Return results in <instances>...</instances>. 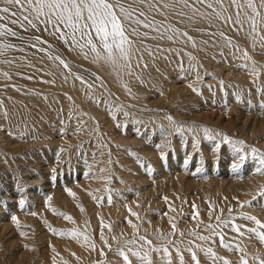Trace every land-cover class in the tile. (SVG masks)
<instances>
[{
	"label": "bare ground",
	"instance_id": "bare-ground-1",
	"mask_svg": "<svg viewBox=\"0 0 264 264\" xmlns=\"http://www.w3.org/2000/svg\"><path fill=\"white\" fill-rule=\"evenodd\" d=\"M124 2L127 6V4L132 3V0H124ZM165 3L172 4L173 6L170 8H163L161 6L159 12L149 11L147 4L133 5V7L145 11L149 21L154 19L155 27H159L160 32L158 33L155 28L146 29L143 25L139 26V31L142 35L132 37L134 41V51L131 58L132 74H129V69L127 68L120 69L104 61H94V53H91L87 48L82 51L78 47L72 45L71 42L65 44L58 38L59 34H52L53 29L51 25H48L47 30H45L46 26L39 22H37V28H31L26 22H24V27H21L19 23L12 24L11 21L13 19H22V13L25 15L27 14L24 13L19 6H9L12 12L17 13V16L0 13V16L5 17L4 19H0V24L5 25L7 28H10L17 33L16 36L8 34L0 35V46L5 44L11 45V47L8 48L0 47V91L2 90L6 93L7 100L10 101L5 104V101L0 100L1 128L6 125L4 121L7 120L5 117L6 115L4 114L6 110L3 111L2 108L6 109L5 107L17 103L20 107L25 108L30 101L33 100L32 103H35L34 98H36V96L32 97L30 91L46 95V105L50 108L51 106L56 105H59V108H61V104L66 106L69 104L68 102L76 104V106L73 105L72 110L75 113H81L79 114V118L80 122L84 125L82 132L89 133L91 138L93 136L91 131L95 128L96 139H101L98 130L104 127L106 121L108 126L115 127V130L123 129L126 125V121H119V118L122 115H126L129 118L127 121V124L129 125L127 130L137 128L134 130L135 140H131L128 138L129 136L125 137V134L122 132L123 138L121 145H126L124 147L127 149V152H120L121 157L119 160L118 158L113 159L114 165L118 162V164H120V162L128 164V162L130 163L131 160H134L136 177H132L133 179L130 178L133 182L129 181L130 185H132L129 188L137 186V192L142 193L137 199H133L129 196L130 194L126 192L124 187L119 188L120 191L116 190L117 196L114 195V192H111V188L116 186L117 183L116 180L112 179V176L107 177L109 182L103 189L104 193L106 191L109 192L110 190L111 203L107 202L105 197L104 201L107 203L101 200L100 197L102 195H95V193H98V190H95V187H93L94 190L90 191L92 186H90L89 183H86V181L73 186H70L71 184H64L63 186L61 185L63 183H61V186H58L56 189L46 186L47 190H52L50 193H46L49 194L48 197L52 198L49 204L61 207V210L64 211L63 213H67L71 217L74 216V224L79 221L77 224L82 227L86 218L89 217L91 219L92 216L94 217V219H92L93 222L92 220L90 221L92 222V225H90L91 227L88 228V231L85 228V230L81 229V227L78 228L79 232L87 235L90 240L85 241L83 236H81L75 239L74 242L70 241V243L72 242L70 245L72 252L70 247L57 244L55 241L58 239L54 241V248L59 249L61 255H67V260L60 258L62 259L61 262L63 261V264H88L91 259L93 260V257L98 256L101 258H103V256L113 258L111 264H127L129 262L131 264L135 259L132 251L139 250L141 253V246L132 245L126 248L124 252L128 254L129 259L125 260L124 257L121 256L122 261L119 260V256L117 255L119 252L115 251L117 248L114 250V247H118V243L121 242L120 240H126V237L137 234L136 230L128 223L129 220L132 224L138 226L141 234L148 237L155 236L157 239L163 237V239L167 241L169 240V237H181L180 233H182V228L187 223H184L183 221L179 222V219L185 215L182 206L183 204H186L187 198L197 200L199 197H205V199L207 198L209 201L214 197L221 200L223 205L222 209L224 210L223 212H230L229 209H231L232 212L237 209L235 203L236 200L239 201V205L240 202L243 201H253V196L257 193L260 187L264 185V176L255 171L254 174H256V177L254 178H248L247 180L241 181L233 180L234 177L232 178L230 173V170L232 169L228 167V163L233 162L231 161V155L234 157L233 160L238 161L237 153L233 150L231 145L223 141L220 135H217L218 132L223 133L228 137H231L233 140H239L237 137L240 134L244 135L245 138L242 140L246 142L245 150L248 154V159L252 158L248 146H254L264 152V116L262 117L261 115V117H257L246 112L247 115L239 109V105L241 106L242 104L243 106V103H247L248 106L250 105V107H253L254 105L256 106V103L264 102V46H262V41L260 40V36H264V28L260 29L259 35L255 37L254 41L253 36L249 35L250 27L247 22L244 23L242 28L233 23L235 19V9L233 6H228L226 13V15H231L233 17V21L225 22V20L217 18L213 10L207 8L205 5L195 4V7L198 8L200 12L210 15L202 17L198 13H194L191 6L195 3V0H188L189 7H185L183 4L179 3V0H161V4ZM225 3L227 4V0H225ZM3 6V0H0V7ZM217 10H219L218 6ZM181 12L184 13L183 16L178 15ZM168 25L176 27L181 33L186 32L188 36L192 37V40H189L188 36L165 31L164 28ZM143 33H147V36H144ZM221 33H223V35H221ZM169 36H171L172 39H169ZM36 37H39V40H37ZM229 39L231 40V44L228 42ZM15 40L21 42L18 43L15 42ZM193 40L195 41V46H193ZM28 43H31L32 46L34 45V50L33 48L31 49V44L29 45ZM245 51L251 59L244 58L243 53ZM84 52H88L87 58L85 57ZM56 57H59L60 59H57ZM61 59L68 64L67 68H65L60 62ZM189 63L190 66H195V70L191 67L189 68ZM145 65H147V67H145ZM252 67H255L258 70L257 74L251 72ZM196 71L200 74L199 80L196 78ZM5 73L7 75H5ZM221 81H223V85H221ZM181 83L183 84L181 85ZM88 85H91L92 87L89 88ZM125 85H127V87H125ZM193 89H197L198 91H194ZM260 93H262L261 97ZM237 95H239V99H237ZM39 97L43 98V96ZM28 108L29 107H27V109ZM85 108L90 110L89 114L85 112ZM148 110H150L149 114H145L144 112ZM263 111L264 110H261V112ZM91 112H93V114H91ZM223 112L225 113L223 114ZM186 114H190L189 117H187ZM95 115H97L96 119H94ZM100 115L103 116L101 119L99 118ZM169 117H171V119H169ZM204 127L213 130L211 134L215 139L209 140L206 138L203 131ZM166 133H176V141L172 143L169 141L170 139L165 141L162 140ZM77 134H79V132ZM65 142L69 144L70 141ZM136 144L137 146H135ZM174 144L177 145L173 147ZM217 145H219V147H217ZM137 147L139 148L137 149ZM188 148L190 151H188ZM196 152L197 154L199 153V155H196ZM221 152L223 153V161H226L225 163L222 162V166L225 169L228 167V169L221 170L213 168L210 171L211 166L214 165L215 167V159L211 160L210 157L216 156L217 160ZM177 153L180 154L178 156L179 162H186L188 165H192L193 168H195L194 174L201 172L199 177L205 176L207 173L210 174L209 172H211L210 180L202 181V177L200 178L201 181L198 179L200 181L198 182V180L185 177L187 174L185 176L181 172V174H179V171L181 170L177 173V166L174 165L175 158L177 159ZM186 153L190 154L186 155ZM205 158H209L210 160H206ZM227 158L230 159V162L226 160ZM0 159V162L5 166L8 164L6 162H9V158L6 157V152L2 149H0ZM97 161L100 166V173L104 174L106 170L110 168L108 163L110 161L109 150L105 149L100 151ZM144 161H148L146 164L148 165L146 166V170H149L150 173L151 171H154V177L149 178L142 172L144 171L142 169L145 166L141 164V162ZM178 161L176 163H178ZM255 161V164H250V168L256 169L259 166L258 161ZM60 164L63 165V162ZM217 166H219L218 162ZM112 168H114L113 165ZM151 168L153 170H151ZM207 170L208 172H206ZM217 173L223 178L221 177L222 179H219V176L216 175ZM37 174L39 175L43 173ZM26 175L28 178L26 182H31L30 188L33 186L36 187L34 189L37 190V188L41 187L40 189L42 190L43 187L41 184L43 183L38 182L36 178L33 177V172L31 170L30 172L28 171ZM235 175L236 174H234V176ZM208 177L209 176L206 178ZM242 178L244 179L245 176ZM26 184L27 183H25V185ZM124 184L125 183H121L117 186L119 187ZM151 185L152 188L150 190L146 188L139 191L143 186L147 187ZM69 189L71 192L75 193V197L69 194ZM159 189L160 191H158ZM184 190H186V195L184 194L185 196L183 195V193H185ZM188 191L192 192V196L187 193ZM159 195L160 201L156 200V196ZM108 196L109 193L106 196L107 199ZM175 196L178 197V203H182L181 208L180 204H177L176 199H174ZM165 197H167V200H165ZM10 198L11 195L8 194L7 202L9 200L11 201ZM263 200L264 198H259L256 201H253L252 204L255 202V207L260 206L256 205V203ZM37 202V199H33L31 204L34 205V203ZM169 203H172L173 205L176 203L175 209L177 211H175V213L171 211V214H169V219L172 223L167 222L163 217L161 219L159 216H156V209ZM12 204L14 203L11 202L8 207ZM213 204L215 205V203ZM41 205L42 203L40 202L37 204L39 207L38 211L42 217H46L43 212L47 208L42 209ZM81 206L84 209L83 211H81ZM246 206H248V208H246V210L242 209V212L247 214L251 213L250 211L253 207L249 205ZM262 206H260L261 209ZM129 208L132 212L139 214V219L130 214ZM2 210L4 209L2 208ZM254 210L252 211L253 216H256L264 222V212L261 211L259 207L254 208ZM177 212L178 214H176ZM238 214L240 216L239 212ZM12 216L13 214L11 213L10 218H12ZM0 217L2 218V216ZM28 217L32 219L36 218V215ZM122 217H124V220H121ZM203 217L204 216H201V221L203 220ZM19 218L24 220L27 217L20 216ZM101 218L105 224H111V230L107 227L102 229L101 226L99 232L103 231V235L107 238L108 244H105L100 238L101 241H98V247H95V249L98 250L95 251L91 247V243H93V238L95 239L97 234L96 230L92 231V229L95 228L98 230V226L101 225ZM5 220L6 219L2 218V222ZM42 220L39 221L42 222ZM24 221L27 222V219ZM241 221L239 224H241ZM34 222V226L37 224L36 226L38 228L39 224L37 223V220H34ZM34 222H32V224ZM47 222L49 223V220H47ZM63 222L64 221L62 220V223ZM247 223L246 225H248ZM15 224H13L14 227ZM173 224L176 225L174 235L172 234L174 232L172 227ZM42 225L40 224L39 226ZM55 225L59 227V224L57 225L55 223ZM202 225H204V223H202ZM10 226L12 225L7 222L0 226V258L5 256L11 257V255L14 254L12 255L16 256V261H12L14 264H27V262L28 264H40L37 262L40 260L35 259L34 253H30L31 249L30 252H25L24 250L20 251L22 245H19V243H23V240H17L16 242L13 238L14 235H9L7 239H5V237L11 233ZM185 228L186 226L184 229ZM246 228L253 227L243 226L241 229L242 231H245V235L243 236L238 235L234 231L231 232L232 228L230 229V227L228 228L229 230L224 229V234L230 233V238L228 237V241L225 243L230 247V244L233 245L234 242H239L242 248L244 247L246 251H249L254 255V258L259 257L260 259H264V250L255 244L258 239L254 234L247 233ZM41 230L42 229H39V231ZM205 230H207L209 235L213 234L209 229L205 228ZM70 231H72L71 228ZM168 231L169 235H167ZM17 232L16 234H19ZM51 234L54 236L53 233ZM201 234H203V232ZM113 237H116V239H113ZM210 237H213V235ZM19 238L21 237H18V239ZM59 238L61 240V236ZM69 239L72 238L69 237ZM217 239L213 237L212 239L202 240L201 243L200 239H198L197 246L199 247L195 245L196 247L194 251L196 252L200 264H224L225 261L230 259L227 256V253L230 250L226 247L228 249L226 252L223 246L221 249L220 243H218L220 240L217 241ZM61 241L62 243L64 242V244L67 243L65 240ZM44 242H48L49 244V241H46V239H44ZM41 243H43V241ZM187 244L188 243H186V245ZM236 244L237 243H235V246ZM32 245L33 244H30L31 247L28 246L27 248H32ZM108 245H111V248H109ZM218 245L220 247H218ZM178 246L179 247L175 250H171V253L169 250L167 253L159 250L156 254H149L152 263L156 264L160 261L164 264H168L170 259L171 264H177V262H180V256L182 254L184 263L195 264L191 253H188V250H184L186 248L185 246L183 247V243H180V245L178 244ZM207 248H212L219 259L214 261L210 255L202 250ZM33 249L35 250V247ZM130 249L132 251H129ZM177 249H179V252ZM102 252L103 254H101ZM142 253L141 255L144 254ZM169 253L171 254L170 256ZM246 253L248 254V252ZM251 253L249 254L251 255ZM42 257L46 258L45 254ZM54 258H57V256ZM245 258L248 260V264H259L257 259L252 258L253 261H249L247 256ZM50 259L52 262L53 258H49V261ZM57 259H59V256ZM188 259L192 260L188 261ZM54 260L53 263L57 261ZM139 262L147 263L138 257V263ZM230 262L232 264V261ZM3 264H5V262Z\"/></svg>",
	"mask_w": 264,
	"mask_h": 264
},
{
	"label": "rangeland",
	"instance_id": "rangeland-1",
	"mask_svg": "<svg viewBox=\"0 0 264 264\" xmlns=\"http://www.w3.org/2000/svg\"><path fill=\"white\" fill-rule=\"evenodd\" d=\"M15 42L20 43L21 41L15 40ZM28 44L30 45L31 43H28ZM30 47H31V49L33 48V50L35 48V47L32 46V44L30 45ZM185 65H186V63H185ZM189 68H190V63H189ZM182 84L183 83H181V85ZM0 93H1V95H0V100L1 101H5V104L10 102L9 100H7V94L6 93H4L2 90L0 91ZM39 94L40 93H35V92L30 91V95L32 97L36 96V98H34L35 99V103H32L33 100L30 101L28 106H26L25 108L20 107L18 105V103L15 104V105L14 104L13 105H9L8 107H5L6 109L2 108L3 111L6 110L5 113H7V115L5 117H6L7 120L4 121V123H6V125L3 128L0 127V149L4 150L6 152V157L9 158V162H6V163H8V164H6V166L2 162H0V202H2V203H0V208H1L0 209L1 210L0 211V216H2L3 219H6L5 221L2 222V218L0 217V221H1L0 222V226L3 225V223H6V222L8 224L12 225L13 227L12 226L9 227V228H11L10 229L11 233L8 234L5 237V239H7V237L9 235H12V236L14 235L13 238L16 240V242H17V240H23V243L19 241L20 242L19 245L20 244L22 245L21 246L22 248L20 249V251L24 250L25 252H30V249H31L30 253H32V254L34 253L35 259L40 260V261H37L38 263H40V264H43V263L44 264H63L62 263L63 261L61 262V260L62 259H66L67 255L63 254L65 256L64 257L63 255H61V252H60L59 249H55L54 248L55 247V242L57 244H60L61 246L64 245V246L70 247V245L72 244V242L75 241V239H73L71 236H69L67 234V233H69L68 231H70V228H71V230H75L76 229L77 231H79L78 228L81 227V226H79L77 224V223H79V221H77V223L74 224V222L66 220L65 218L55 214L51 210L52 208H54V209L57 210V212H64V211L61 210V207L53 206V204L52 205L49 204V201H48L49 194H46V193H50L52 190H47V187H50V188L53 187L54 189H56L58 186H61V185L64 186V184L65 185L66 184H71L70 186H73L75 184H80V183H83V182L86 181V183H89V185L92 186L90 188V191L94 190L93 187H95L96 188L95 190H98V193H95V195H97V196L99 194H100L99 196L102 195L103 197L101 196L100 199L103 200V201L106 199V201L108 202V199L106 198V196H107V194L109 192L106 191L104 193L103 189L109 182L107 180V177H111L112 176V179L116 180L117 185H119L121 183H125L124 185H121L119 187L116 185V186L111 188V192H114V195L117 196V191L116 190L120 191L119 188L124 187L126 189V192H128L130 194L129 196H131L133 199H137L140 196V194H142V193H138L137 192L138 191L137 186L136 187L133 186L132 188H129L130 186H132L129 183V181H132L130 178L136 177L135 176L136 171L134 169V160H131V162L130 163L128 162V164H126V163L124 164V163H121V162H120V164H118L119 162L116 163L115 165L113 164V159L114 158H116V159L118 158V160L120 159V157H121L120 152H123V151L127 152V149H125V147H124L126 145H124V144H123L124 146L121 145L122 138H123L122 135L125 134V137L129 136L128 138H130L131 140H135L134 139L135 138L134 130H136L137 128H134L133 130H127L128 126H129L127 124V121L129 120V118L126 115H122L119 118V121L120 120L126 121V125H125V127H123V129L121 128L119 130H115V127L108 126L107 121H106L104 127L101 128L100 130H98L100 132V135H101L100 138L101 139L100 140L96 139L97 136L95 135V128H93L92 131H91V134L93 135L92 138H91V135H89V133H85V132L83 133L82 132V129H83L84 125H83L82 122H80L79 114H81V113H79V112L75 113L72 110L73 109V105L76 106V104H71V102H68L69 104L66 103V104H68L66 106L61 104L63 109H62V107L59 108L60 107L59 105L51 106V108H50V107H47V105H46L47 104L46 103V98H45L46 95H41V94L39 95ZM260 94H261L260 95V97H261L262 93H260ZM39 96H43V98L39 97ZM261 103L262 102L256 103V106L254 105L253 107H250V105L248 106L247 103H243V106L241 104L242 107L239 105V109L242 110L244 113H246V112L248 114L251 113L253 116H257V117H261V115H262V117H263L264 116V114H263L264 111L261 112V110H262V109H260V104ZM27 107H29V108L27 109ZM57 108H58V110H57ZM84 110H85L86 113L89 114L90 110H88L87 108H85ZM113 112H114V110H113ZM149 112H150V110H148V111H146L144 113L145 114H149ZM154 112H156V111H154ZM224 113L225 112H223V114ZM91 114H93V112H91ZM189 115L190 114H186L187 117H189ZM102 117L103 116L100 115L99 118L101 119ZM96 118H97V115H95L94 119H96ZM78 132H79V134H77ZM122 132H123V134H122ZM162 137H163V135H162ZM237 138H239V140H242L243 138H245V136L240 134V135H238ZM168 139H170L169 141L174 143L176 141L175 139H177L176 138V133L175 134L166 133L162 140L165 141V140H168ZM2 140H4V141L1 142ZM65 141H70V142H69V144H67ZM176 145L177 144H174L173 147H175ZM135 146H137V144ZM138 148L139 147H137V149ZM61 149H63V151H60ZM100 149L109 150L110 161L108 163L110 165V168L106 170V172H105L106 174L105 173L102 174L99 171L100 170V166L98 164L97 158H98V155L100 154V151H103V150H100ZM188 151H190L189 148H188ZM189 154L190 153H186V155H189ZM179 155L180 154L177 153V159L175 158V162H174V165L177 166V168H176L177 169V173H178L179 170H181V171H179V174L182 173L184 176L187 174V176H185V177H188V178H191V179H194V180H198V179L200 180V178L203 177L201 179L202 181L210 180L211 172H209L210 174H208V173L206 174L207 176H209L208 178H206L207 177L206 175L202 176V177H199L201 175V172L194 174V172H195L194 169L195 168H193L192 165L191 166L188 165L186 162H181V161L179 162L178 161V156ZM196 155H199V153L197 154V152H196ZM224 155H225V153H224ZM220 156H221V158H220ZM220 156H219V158H217V160H216V156L210 157L211 160L215 159L214 160L215 161L214 162L215 163V167L213 165V166L210 167L211 169L208 168V169H210V171L213 168L226 170L229 167V168L232 169V170H230V173L232 175V178L234 177L233 180H235V181L247 180L248 178L256 177V174H254L256 172L255 168H250L249 167V166H251V165L256 163V161L254 159H252V158L248 159L247 158V160L243 163V166L237 172V171H233V168H232L233 163H235L237 161V160H233L234 157L232 155L230 157H231V161H233V162H230L229 161L230 159H228V158L226 159V160H228L230 162V163H228V167L226 169L223 168V166H222V164L226 162V161H223L224 159H222V157H223V153L222 152L220 153ZM202 157H203V155H202ZM210 159L207 158L206 160H210ZM0 161H1V159H0ZM177 161H178V163H176ZM61 162H63L64 166L62 164H60ZM147 162L148 161L141 162V164H143L145 166L142 169V170H144L142 172L144 174H146V176H148L149 178H152V177H154V171L153 172L151 171V173H150L149 170H146V166H148V165H146ZM217 162H218V165L220 166V168H219V166H217ZM112 165H113L114 168H112ZM176 169H175V172H176ZM250 169H251V172H250ZM30 170L33 172V177L36 178V180L38 182L43 183V184H41V186L44 189L42 188V190H41L40 189L41 187H40V188H37V190H36V189H34L36 187H33L32 185H31L32 187L30 188V183L31 182H29V181L26 182V180H28L26 174H27L28 171L30 172ZM151 170H153V169L151 168ZM206 172H208V170ZM232 172H233V174H232ZM37 173H43V174H39L38 175ZM249 173H251V174H249ZM234 174H236V175L234 176ZM216 175L219 176V179L223 178L222 176H220V174L218 175V173ZM240 175H242V176H240ZM53 176H55V179H53ZM244 176H245V178L243 179L242 177H244ZM188 178H186V179H188ZM199 180H198V182L201 181V180L200 181ZM25 183H27L29 186L27 184L25 185ZM61 183H63V184H61ZM146 188L150 190L152 188V185L151 186H147V187L143 186L141 189H139V191L142 190V189H146ZM158 191H160V189ZM170 192H172V191H170ZM184 192L185 193H183V195L184 194L186 195V190H184ZM36 193H37V195H36ZM187 193L189 195L192 194V192H190V191H188ZM8 194L11 195V198H10L11 201L9 200L7 202V195ZM191 196H187V197H191ZM194 196H195V194H194ZM23 197L26 198V199H24ZM104 197H105V199H104ZM159 197H160V195L156 196V198H157L156 200L160 201ZM177 198L178 197L175 196L174 199H176V201H177ZM21 199H23L25 201V205L23 207H21L20 204H19V201ZM33 199H35V200L37 199V201H38L37 203H34V205L31 204V201ZM214 199L216 200V202H215ZM186 200H187L186 204H183V206H182V210L185 211V215L182 218H180L181 220L179 219V222L183 221L184 223H187L186 225L184 224L186 226V228H187V225H188V228L187 229L185 228L186 230L184 229L185 226H183V228H182L183 236H181V237L180 236L169 237V240L166 241L165 239H163V237L157 239L155 236L148 237V236H146L144 234H141V232H138L137 234H135L133 236L126 237L127 238L126 240H132V239L137 238L138 236L142 235V236L147 237L148 240L150 239V241H152V244L151 245H147V244H144L142 241H139V240L137 241L138 243H136L134 245L133 244H125L124 241H126V240L123 239V241L120 240L121 242L118 243V247L117 246L114 247V250L117 248V249H121V250L125 251L126 248H128V247H130L132 245L133 246H135V245L136 246L137 245L138 246L143 245V247H141L142 250L140 249L141 253H142V251H143V253L148 251L149 254H153V253L156 254V252H158V251H152V249H159L161 251H164L163 249L165 247L171 253V250H175L176 248L179 247L178 244L180 245V243H183V247H184L186 245V243H188L185 246L186 249H184V250L187 251L189 248H192L193 251H194L195 247L198 245V237L195 236L196 237L195 238L193 235H191V233L193 231H195L198 234V236L209 235V233H207V230H205V228H206L205 226L208 225V224H213V225L217 224L218 222L216 220V217L219 216V215L221 217V220H228L230 222H235L236 224H239L240 221L242 220L241 224H239V225L244 226V227L245 226L256 227L253 222H251V221L248 222L247 220L243 219L241 215L239 216L238 212L241 214V212L243 211L242 209L246 210V208H248V206L245 205L243 208H241L239 203H238L239 202L238 200L235 201L236 206H237L236 211H232V212H228L227 211L228 213L226 211L221 213V210H223L222 209V207H223L222 202H221V200H218V199H216L214 197L211 200H212V202L214 201L213 203H215V205L217 203L216 206L211 202V200L208 201L207 198L205 199V197H199V198H197V200H193L192 198H187ZM106 201H104V202L107 203ZM253 201H256V200H253ZM253 201H252V203H253ZM11 202L14 203V204H12L11 206L8 207V205ZM39 202L42 203V205H41L42 209H44V208L46 209L47 208L43 212V214L46 217H42L40 212L38 211L39 207L37 206V204ZM260 202L261 203L263 202L262 205L264 206V200L263 201H259L258 203H256V205L262 206ZM177 204H180V208H181V204L182 203H178V201H177ZM174 205L172 203H169L167 205L158 207V209H156L157 210L156 216L157 217L159 216L161 219L163 217V218H165V220L167 222H171L172 223V221L169 219V214H171V211L173 213H175V211H177L175 209L176 203ZM254 205H255V202H254V204L251 205L253 208H251V211H250L251 213H249V215H251V214L253 215L252 211L256 207H259L260 210L264 212V210H262V209H264L263 206H262V209H261L260 206H256L255 207ZM48 207L51 208V209H49ZM2 208L4 210H2ZM7 209H9V210H7ZM47 210H49V211H47ZM5 211H6L7 214L5 213ZM209 212H211V216L209 215ZM1 213H2V215H1ZM11 213L13 214V216H16L18 218L19 226H17V224H15L16 222L13 221L12 218H10ZM31 213H36V218H32V219L29 218L28 216H30V217L35 216V215H32ZM51 213H52V215H51ZM196 213H198V216H197L196 219H193V216ZM176 214H178V212ZM20 216L21 217H27L24 220L27 219L28 223L26 221L20 219L19 218ZM201 216H204L202 218L203 219L202 221L200 219ZM9 218H10V221H9ZM123 218L124 217H122V219L121 218L120 219L124 220ZM42 219H44V220H42ZM92 219H94L93 216H92L91 219L89 217L86 218L85 222L82 225L83 228L81 227V229H83V230L86 229L88 231V228L91 227L90 225H92V222H93ZM20 220H22V221H20ZM34 220H37V223L39 225L40 224L42 225L44 222H46V223H44L42 226L38 225V228H37V226H36L37 224L35 225L36 227L34 226V224L36 222V221L34 222ZM39 220H42V222L39 221ZM47 220H49V223L47 222ZM62 220L64 221L63 223H62ZM91 220H92V222H90ZM97 220H96V222H97ZM30 221H32L34 223L32 224V222H30ZM30 223H31V225H30ZM50 223L51 224L53 223V224L51 225ZM55 223L57 225L59 224V227L61 226L62 228L60 227L61 228L60 229L58 226L55 225ZM125 223H127V222H125ZM202 223H204V225H202ZM246 223L248 225H246ZM251 223H253V224H251ZM13 224H15V227H14ZM23 225H24V227H23ZM49 226H53L52 228H55V229L57 228L56 229L57 233L51 232ZM46 227L49 228V229H47ZM229 227L230 226H227V228H226L224 225H221V227L219 229H217V231H222L223 232L224 229H228ZM18 228H19V230H18ZM58 228L60 229V231H63L65 233L64 236L63 235H60V236H61V240L67 241L66 244H64V242L62 243V241L60 240V238H59L60 236L58 234L60 231L58 232V230H59ZM39 229H42V230L39 231ZM99 229H101V225L98 226V230L95 229V228L92 229V231L96 230L97 236L99 235L98 238L96 236L97 239L93 238V242L95 243L96 248L98 247V241L101 238L100 237L101 232H99ZM230 229H231V227H230ZM33 230H35V231H33ZM17 231H20V232H17ZM16 232L19 233V234H16ZM21 232L22 233H24V232L27 233L28 232L27 235L25 236V237H27V236L28 237L25 238L24 235H21ZM202 232H203L204 235L201 234ZM231 232H233L232 229H231ZM51 233H53L54 236H52ZM86 233H88V232H86ZM93 235H94V233H93ZM167 235H169V231H168ZM212 235L210 234L208 237H210ZM229 235H230V233L224 234V242L228 241ZM44 236H46V237H44ZM55 236H57V237H55ZM18 237H21V238L18 239ZM51 237H53V238H51ZM69 237L72 238V239H69ZM213 237L215 239H217L218 236L213 235ZM213 237H211V239ZM27 239H30L31 242H30V240H27ZM44 239H46V241H49V244H48V242L47 243L44 242ZM56 239H58V240H56ZM41 240L43 241V243H41L42 242ZM96 240H97V243H96ZM219 240L220 239L218 237L217 241H219ZM70 241H72V242L70 243ZM201 241L202 240H200V243H201ZM52 242H54V243H52ZM44 243L47 244V245H45ZM218 243H220V246H221V242H218ZM235 243H237L236 245H239L241 247L239 242H234L233 245L230 244L231 246L228 247V249L230 251L227 253L228 254L227 256L230 258L228 260L232 261V264H241V260L240 259L242 257L245 258L247 256L249 261H253L252 258H254V255H252L251 252L246 251L244 249V247H243V249H244L243 252H240V251L236 250ZM30 244H33L32 245L33 247L32 248H27L28 246H30ZM42 244H44V245H42ZM255 244L264 250V244H261L259 242V240H257L255 242ZM189 245H190V247H189ZM23 246H24V248H23ZM220 246L218 245V247H220ZM34 247H35V250L36 249L37 250L39 249V250L35 251L33 249ZM220 248L222 249V246ZM223 248H225L224 250H226V252L228 251V249L226 247H223ZM70 249H71V247H70ZM233 249H234V251H233ZM94 250L97 251L98 249H94ZM39 251H40V253H39ZM55 251L58 253V255H57V253ZM115 251H117V250H115ZM45 252H47V253H45ZM49 252H50V254H49ZM71 252H72V249H71ZM246 252H248V254ZM188 253H190V252L188 251ZM249 253H251V255ZM44 254H45L46 258L42 257ZM12 255H14V254H12ZM12 255H11V257H13V258H11L10 256H5L3 258H0V263L3 264L5 262V264H14V263H12V261L14 262L16 256H12ZM117 255L119 256V260L122 261L121 260V255L120 254H117ZM248 255H249L250 258L248 257ZM56 256H57V258L59 256V259L54 258ZM40 257L43 258V259H41ZM51 257L53 258L52 262H51V259L49 261V258H51ZM105 257L106 256H103L104 259L99 257V256L98 257H93V260L91 259V261H89L90 263H88V264H111L112 263L111 261H112L113 258H110L109 256L106 257V258ZM18 258H20V257H18ZM60 258H62V259H60ZM54 259L57 260V261H55ZM53 260L55 261V263H53ZM191 260L192 259H188V261H191ZM134 263L135 264H147V263H144V262L143 263H141V262L138 263V256H135V259H134L133 263H131V264H134ZM27 264H28V262H27ZM127 264H129V263H127ZM156 264H164V263L159 261ZM177 264H181V262H177ZM184 264H186V263H184Z\"/></svg>",
	"mask_w": 264,
	"mask_h": 264
},
{
	"label": "snow or ice",
	"instance_id": "snow-or-ice-1",
	"mask_svg": "<svg viewBox=\"0 0 264 264\" xmlns=\"http://www.w3.org/2000/svg\"><path fill=\"white\" fill-rule=\"evenodd\" d=\"M179 3L183 4L185 7H189L188 0H179ZM3 7H0V13L10 14L11 16H17L16 12H12L9 6H19L26 15L22 13V19L17 18L11 21L12 24L19 23L21 27H24V22L27 23L31 28H37V22L44 24L45 30H47V26L51 25L53 35L59 34L58 38L62 40L65 44L71 42L72 45L78 47L82 51L87 48L91 53H94V61H104L113 65L116 68L129 69V74L131 73V58L134 51V41L132 39L133 36H141L142 33L139 31V26L143 25L144 28H155V30L159 33L160 28L155 27L154 19L149 21L147 18V13L143 10L138 9L137 7H133L134 4H147L149 11L159 12L161 6L163 8H170L172 4H161V0H132L131 4H125L124 0H3ZM195 4L205 5L207 8H210L215 13V16L219 19L225 20V22L233 21V17L231 15H226L227 7L233 6L235 9V19L233 21L234 24L239 25L241 28L244 23L247 22L250 27L249 35L253 36V40L255 41V37L259 35L260 29L264 28V0H227V4L225 0H195V3L191 6L194 13H198L199 15L206 16L210 15L207 13L200 12L198 8L195 7ZM217 6L219 10H217ZM178 15L183 16L184 13L181 12ZM4 16H0V19H4ZM66 30V31H65ZM165 31H171L174 34H180L184 36H188L186 32L181 33L179 29L172 25H168L164 28ZM12 35L16 36L17 33L10 28H7L5 25L0 24V35ZM144 36H147V33H143ZM223 35V33H221ZM39 40V37H36ZM169 39H172L169 36ZM189 40H192V37L188 36ZM260 40L262 41V46H264V36H260ZM83 41V42H81ZM231 44V40L228 41ZM193 46H195V41H192ZM34 46V45H33ZM2 48L11 47V45H3L0 46ZM85 57L87 58L88 52H84ZM190 55V54H189ZM245 59H251L248 53L245 51L243 53ZM60 59L59 57H56ZM191 58V57H190ZM194 59V58H192ZM60 62L64 65L65 68L68 67V64L65 63L62 59ZM122 62V63H121ZM147 67V65H145ZM193 70H195V66H190ZM251 72L253 74H257L258 70L255 67H252ZM5 75H7L5 73ZM196 78L200 79V74L196 71ZM83 82V81H82ZM221 85H223V81H221ZM91 88V85H88ZM127 87V85H125ZM194 91H198L197 89H193ZM130 91V89H129ZM237 99H239V95H237ZM260 108L264 110V102L260 104ZM7 115V113H5ZM171 119V117H169ZM204 134L207 139L213 140L215 137L211 134L213 132L212 129L204 127ZM223 139V141L232 146L233 150L237 153L238 162L233 163L232 168L233 171H239L243 166V163L247 160L248 154L245 150L246 142L243 140H233L231 137L223 133H217ZM219 147V145H217ZM250 148L251 156L254 160L258 161L259 166L255 169V171L264 176V152L254 146H248ZM60 151H63L61 149ZM55 179V176H53ZM69 194L75 197V193L71 192L69 189ZM259 198H264V186H261L257 193L253 196V200H257ZM51 197H48V201H51ZM95 199V197H94ZM167 200V197H165ZM108 202L111 203V192L109 190ZM21 207L25 205V201L21 199L19 201ZM252 201H243L240 202V207L243 208L245 205L251 206ZM50 206V205H49ZM55 214L74 222L73 217L63 212H57L56 209H51ZM84 209L81 206V211ZM231 212V209H229ZM129 212L131 215L136 216L139 219V214L132 212L129 208ZM223 210H221V213ZM32 215H36V213H31ZM211 216V212H209ZM243 219L247 221L253 222L256 227L246 228L247 233L254 234L255 237L259 240L261 244H264V222L258 219L256 216L249 215L247 213L240 214ZM198 213L193 216V219H196ZM13 221L16 222L17 226H19V220L16 216L12 217ZM217 224H208L205 227L209 229L213 235L218 236L221 242V246L229 247L228 244L224 242V233L222 231H217L221 227L230 226L234 232L238 235H245V231H242V227L239 224L234 222H230L228 220H221L220 216L216 217ZM128 223L132 226L136 232H139L138 226L136 224H132L129 220ZM101 226L102 229L107 227L111 230V224H105L103 219L101 218ZM50 230L54 233L57 232L55 228L51 226ZM175 234L176 225H172ZM22 235H27V233H21ZM59 235H65L63 231L58 233ZM73 239H77L83 236L85 241H89L90 238L83 233L72 230L67 233ZM183 236V233H180ZM193 236H197L198 234L193 231L191 233ZM211 237L208 236H198L200 240H208ZM101 239L105 244H108L107 238L104 237L103 231H101ZM116 239V237H113ZM142 241L144 244L151 245L152 241L148 240L145 236H138L132 240L124 241L125 244H136L137 241ZM91 247L95 249V243H91ZM111 248V245H108ZM143 247V245H141ZM199 247V246H197ZM166 253L168 249L165 247L163 249ZM206 252V254L210 255L213 260L219 259L216 253L212 248L202 249ZM236 250L243 252L244 249L240 248L239 245H236ZM119 254L124 257L125 260H128V254L121 249H117ZM129 251H132L131 249ZM152 251H159V249H152ZM179 252V249H177ZM188 251L192 255V259L195 261V264H200L199 259L197 258L196 252L193 251L192 248H189ZM103 254V252L101 253ZM134 256L140 257L141 260L147 262V264H152L151 257L148 252H145L143 255L139 251H132ZM171 254L169 253V256ZM259 261V264H264V259H260L259 257H255ZM181 264H184L183 255L180 256ZM130 264V262H129ZM168 264H171V260L169 259ZM224 264H231L230 261H225ZM241 264H248V260L244 257L241 258Z\"/></svg>",
	"mask_w": 264,
	"mask_h": 264
}]
</instances>
